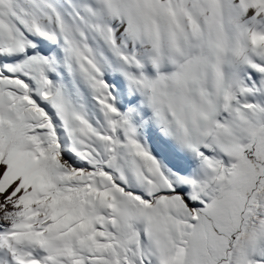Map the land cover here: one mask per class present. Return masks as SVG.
Listing matches in <instances>:
<instances>
[{"label":"snow or ice","instance_id":"snow-or-ice-1","mask_svg":"<svg viewBox=\"0 0 264 264\" xmlns=\"http://www.w3.org/2000/svg\"><path fill=\"white\" fill-rule=\"evenodd\" d=\"M0 264H264V0H0Z\"/></svg>","mask_w":264,"mask_h":264}]
</instances>
